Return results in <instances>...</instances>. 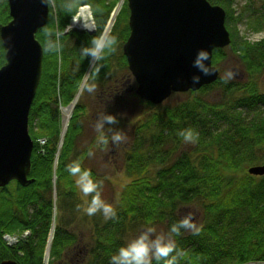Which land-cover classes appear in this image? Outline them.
I'll list each match as a JSON object with an SVG mask.
<instances>
[{"label": "trees", "instance_id": "trees-1", "mask_svg": "<svg viewBox=\"0 0 264 264\" xmlns=\"http://www.w3.org/2000/svg\"><path fill=\"white\" fill-rule=\"evenodd\" d=\"M208 1L224 8L228 46L237 54L248 79L228 82L218 76L196 91L173 93L179 98L172 102L150 105L140 101L146 108L140 118L130 121L132 136L128 143L119 146L129 180L113 204L116 218L105 220L100 212L91 217L86 214L91 225L89 242L79 245L71 225L82 202L67 166L79 162L86 169L82 160L92 149L88 147L76 156V139L83 129L80 111L85 106L76 102L62 137L59 106L74 99L89 66V58L81 56V49L100 35L118 0H49L48 22L35 34L43 54L41 77L28 116V133L33 141L28 177L33 181L26 186L12 181L0 187V261L43 264L53 225L51 195L55 185L59 215L65 214L68 219L60 217L53 227L48 264H109V257L120 246L149 226L155 234L160 230L170 235L182 250L178 264L264 263V175L247 173L248 166L264 162V90H259L256 83L257 76L264 72V37L250 42L237 34L232 0ZM83 4L91 9L95 31L65 30L69 18ZM128 14L124 1L109 32L121 46L129 33ZM9 19L7 1L0 0V24ZM247 22L253 31L264 29V1ZM56 33L61 34L59 52L49 48ZM121 46L118 55L117 48L114 52L105 49L98 71H94L96 65L90 68L86 84L98 88L109 84L111 57L119 68H126ZM222 52L223 48L213 49L212 64L222 58ZM4 53L0 43V66ZM125 82L127 85V77ZM217 86L222 96L212 99L209 94ZM128 91L131 95V87ZM122 92L113 97L120 106H124ZM119 110L108 105L104 113L118 116ZM183 129L197 134L195 142L183 140L178 134ZM39 138L45 139L41 152ZM106 145L110 152L114 150L110 143L101 146ZM87 170L96 180L95 172ZM189 212L198 220L200 231L193 234L182 229L179 235L169 234L170 225ZM25 229L29 235L15 245H7L1 237L5 232ZM72 248L75 251L67 257ZM75 253L79 257L73 258Z\"/></svg>", "mask_w": 264, "mask_h": 264}, {"label": "water", "instance_id": "water-1", "mask_svg": "<svg viewBox=\"0 0 264 264\" xmlns=\"http://www.w3.org/2000/svg\"><path fill=\"white\" fill-rule=\"evenodd\" d=\"M10 19L0 24L4 63L0 66V187L16 181L26 186L33 141L28 115L42 69V46L35 34L49 18V0H6ZM129 33L122 44L126 66L135 81L134 93L150 105L161 104L172 93L196 91L218 78L212 62L214 48L230 42L225 11L208 0H126ZM209 53L211 75H201L192 60L198 49ZM72 102L66 107L71 106ZM62 122V118H61ZM247 173L264 175V162ZM0 264H17L4 259Z\"/></svg>", "mask_w": 264, "mask_h": 264}, {"label": "rangeland", "instance_id": "rangeland-1", "mask_svg": "<svg viewBox=\"0 0 264 264\" xmlns=\"http://www.w3.org/2000/svg\"><path fill=\"white\" fill-rule=\"evenodd\" d=\"M124 1L125 0H118L117 4L119 5L115 6L114 8L115 10L113 9L114 12L113 11L111 12V14L113 13L112 15L114 17H116V14L121 8L122 4L120 2L123 3ZM263 1L264 0H232V4H231L232 10L231 11L233 12L232 13L233 17L237 19L236 22L235 21L233 22V26L237 30L238 35L242 36L246 40H249L250 42L258 41L264 37V29L261 31L260 30L253 31L248 27V24H247L249 17H251L255 12H257L258 9H261V5ZM83 5L85 6L87 4H83ZM83 5L78 6L77 12L75 14L78 13L79 7ZM87 6L89 9V13H90L89 18L93 22V27L90 29L91 31L90 33H92L96 29L94 20H93L94 17H92L91 9L89 5ZM111 14H110V17L112 16ZM75 28L78 29V27H73L72 25H70V23H68L67 25L68 30H72ZM109 32L110 30L105 31V33L107 34H109ZM120 44H121V41H118V43H115V45L113 46L114 50L115 48H117V52H116L117 55L120 51V46H121ZM114 50H111V51L108 50V52H112V51L114 52ZM222 54H223L222 58L216 64H213L218 69V72H219L218 76H220V79L225 80L224 79L225 71L232 70L235 73V75L231 80H227L228 82H240V83L245 82L248 79V76H247L246 71L243 68V64L238 59L237 54L233 53L232 50L229 48V46H226L223 48ZM110 65H111L110 67L111 73L109 75V81H108L109 84H103L102 86H99V88L96 87L95 85L94 91L92 92H88L84 87L80 89L81 91L79 93V96L77 97L76 102L80 101L85 106V110L81 109L80 111V114L82 116L83 129L76 139L75 153H76V156H80L81 152L87 149L88 147L92 149V151H89V150L88 152L85 151L86 156L84 157V160H82L83 166L86 169H92L95 172L96 177H97L95 181L99 182L100 184V188H99L100 198L104 200L106 203H109L113 206V204L116 202V199L118 198V193L121 187L129 180V178L124 173V169L122 166V159L120 156L122 153H121V149L119 146H122L125 143H128V140H130L132 136L130 121L132 119L140 118L141 112L146 107L140 103L139 98L134 93L136 84H135V81L133 85L131 84V79L132 80L134 79L133 77H131L132 75L130 71L128 70L127 66L126 68H119L115 61V57H111ZM90 68L91 67L89 65L88 69ZM126 77L128 81L127 85L125 82ZM86 83H87V80L85 84ZM256 83H257L259 90H264V72H261V74L257 76ZM130 87H131V92H132L131 95H129V91H128ZM122 89H123V92H122L123 95L121 97V101L124 104V106H120L116 104L117 103L116 100L113 99V97H116L117 95L116 93H118L119 90L121 92ZM210 93L211 94H209V97L212 99H218L222 96L221 88L219 86L213 88ZM178 98H179L178 95L177 96L171 95L167 99V101L172 102V101L177 100ZM108 105H110L111 107H116V106L120 107V110L117 113L118 116L116 115V118H117V121L118 122L121 121V123L116 124V125L115 124L105 125V129L112 128L114 131H120L125 137L123 142L116 144V145L113 144V147L115 146L117 148L115 149L114 147V150L112 152L109 151V147H107L108 145L103 147L101 145H98L96 141L91 140L99 135L94 125L97 121V118L104 114L106 110V106ZM62 107L64 106H59L60 115H62V111H61L63 109ZM71 111L69 115H71ZM105 135L106 137H108V140H109L108 143H110L111 145L112 144L111 139H110L111 133L105 132ZM89 152L92 153L91 156L89 155ZM76 188H77V191H76L77 197L82 202L81 203L82 206L80 207L79 212L78 213L76 212L75 216L73 217V222H72L71 227H72V231H74V233H76L77 235L79 245H84L86 242H89L88 239H89V234L91 231V227H90L91 225L89 224L88 218L85 219L86 213L83 211V209L87 205L90 194L88 196H84L80 192L77 185H76ZM55 192L56 191H55V185H54L52 189V195H51L53 203H54V206H53L54 214H52L53 215V225L58 223V220L60 217H62L64 220L68 219L67 215L65 214L59 215V211L56 206ZM98 212H96L94 215H97ZM193 222L198 226L197 219L193 218ZM52 233L53 231L51 229L50 234L52 235ZM156 234H162V232L158 230ZM74 251H75L74 248L70 249L69 253H67L68 254L67 257L70 254H72ZM44 256L48 257L47 259L49 260V254L45 253ZM76 257H79L78 253H75L73 256V258H76ZM46 264H48V261L46 262Z\"/></svg>", "mask_w": 264, "mask_h": 264}, {"label": "clouds", "instance_id": "clouds-1", "mask_svg": "<svg viewBox=\"0 0 264 264\" xmlns=\"http://www.w3.org/2000/svg\"><path fill=\"white\" fill-rule=\"evenodd\" d=\"M60 33H56L55 42L49 41V48L59 52L62 45L59 42ZM3 38L0 37V42ZM116 43L115 36L101 32L99 36L92 38L88 47L81 49V56L89 58V65H96L94 71H98V62L103 59L105 49L114 50ZM209 53L206 49H198L192 65L198 70L190 77L193 86L199 84L201 75H211L214 70L209 68ZM235 73L232 70H226L224 73L225 81L231 80ZM84 88L88 92L94 91L95 85L85 84ZM117 123L115 115L104 113L97 118L94 125L99 135L96 138L98 145L107 144L109 142L105 132L111 133L110 139L112 144L116 145L124 141L125 137L120 131H114L112 128L105 129V125H114ZM184 141L195 142L197 134L192 129H183L178 133ZM91 156L92 153L89 152ZM67 171L75 177V184L84 196L91 195V199L87 202V206L83 211L91 216L96 212H100L105 220L115 219L116 210L109 203L100 198V184L93 180L91 173L87 169H82L79 162H73L67 166ZM190 230L193 234L200 231L199 227L193 222V214L189 212L177 222L170 225L169 234L179 235L181 230ZM183 255L181 249L176 247L175 242L170 235L155 234V229L151 226L141 230L134 238L130 239L126 244L120 246L116 254L109 257V264H178V258Z\"/></svg>", "mask_w": 264, "mask_h": 264}, {"label": "built area", "instance_id": "built-area-1", "mask_svg": "<svg viewBox=\"0 0 264 264\" xmlns=\"http://www.w3.org/2000/svg\"><path fill=\"white\" fill-rule=\"evenodd\" d=\"M78 13L75 14L71 19V25L73 24H77L81 27H87V26H91L92 27V24H91V20H90V13H89V9L87 6H81L79 7L78 9ZM39 142L41 144L44 143V140L43 139H39ZM28 234V231H24L22 233V237H24V235H27ZM2 238L4 239V241L7 243V244H15V242L18 240L19 237L15 236V235H9V234H3Z\"/></svg>", "mask_w": 264, "mask_h": 264}, {"label": "bare ground", "instance_id": "bare-ground-1", "mask_svg": "<svg viewBox=\"0 0 264 264\" xmlns=\"http://www.w3.org/2000/svg\"><path fill=\"white\" fill-rule=\"evenodd\" d=\"M120 3H121V2H120ZM113 18H114V16L112 15V16H111V19H110V21H109V23H108V25L106 26V27H107L106 30H108V28L111 26V22H112ZM89 71H90V69H88L87 73H86V74L84 75V77H83V80H82L81 86H80V88L78 89L79 91H78L77 95L75 96V101L77 100V97L79 96V93H80V91H81L80 89H82L81 87H84V84H85V82H86V80H87V78H88V75H89ZM82 85H83V86H82ZM75 101L72 103L71 106L66 107V108H63V109L61 110V111H62V127H61V132H62V134L64 133V131H65L66 127H67V123H68V121H69V119H70V115H69V113H70V111L72 110V107L74 106Z\"/></svg>", "mask_w": 264, "mask_h": 264}]
</instances>
